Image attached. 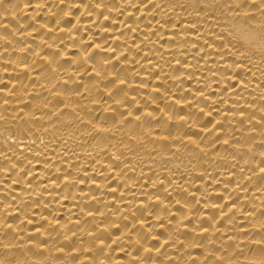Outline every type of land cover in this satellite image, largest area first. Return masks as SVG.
I'll return each instance as SVG.
<instances>
[{"label":"bare ground","instance_id":"6f19581e","mask_svg":"<svg viewBox=\"0 0 264 264\" xmlns=\"http://www.w3.org/2000/svg\"><path fill=\"white\" fill-rule=\"evenodd\" d=\"M0 264H264V0H0Z\"/></svg>","mask_w":264,"mask_h":264}]
</instances>
